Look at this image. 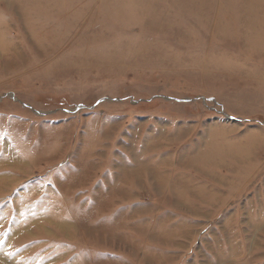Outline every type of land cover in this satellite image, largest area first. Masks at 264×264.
I'll return each instance as SVG.
<instances>
[{"label":"rangeland","instance_id":"obj_1","mask_svg":"<svg viewBox=\"0 0 264 264\" xmlns=\"http://www.w3.org/2000/svg\"><path fill=\"white\" fill-rule=\"evenodd\" d=\"M262 212L264 0H0V264H264Z\"/></svg>","mask_w":264,"mask_h":264},{"label":"bare ground","instance_id":"obj_2","mask_svg":"<svg viewBox=\"0 0 264 264\" xmlns=\"http://www.w3.org/2000/svg\"><path fill=\"white\" fill-rule=\"evenodd\" d=\"M10 152V151H9ZM9 152H8V155H9ZM11 154V153H10ZM12 155V154H11ZM36 155H38L37 154V152L34 154V156L32 157L33 158V160L35 159V156ZM7 159L9 160V161H11L10 163H13L14 161L13 160H15V156H8L7 157ZM18 161V160H17ZM19 162V161H18ZM17 164V163H16ZM16 166V165H15ZM230 168H232L231 166H230ZM229 168V169H230ZM233 169V168H232ZM234 170V169H233ZM224 184L225 185H231L232 183H228V182H224ZM197 191V190H196ZM197 192H199V191H197ZM199 198H200V200H202V201H204V202H207L208 204H213V205H217L220 201H222V199H223V197H222V195H218V194H209L208 196H206V195H199ZM259 218H260V220H258L256 223H258L259 225H257L260 229H264V212H262V213H259V216H258ZM31 219V218H30ZM38 219V218H37ZM44 220V219H43ZM28 223V222H27ZM53 223V222H52ZM60 226L62 225L63 226V224L62 223H58ZM56 225V224H55ZM26 227H28V226H26ZM68 227V226H67ZM17 228V227H16ZM19 229H21V228H19ZM18 229V230H19ZM26 228H24V229H21V230H25ZM21 230H19V231H21ZM14 232H16V231H14Z\"/></svg>","mask_w":264,"mask_h":264}]
</instances>
